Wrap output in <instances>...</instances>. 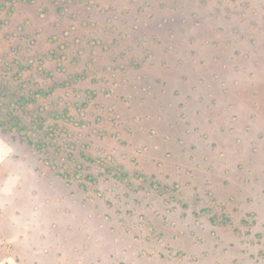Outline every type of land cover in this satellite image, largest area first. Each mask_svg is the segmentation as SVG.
Masks as SVG:
<instances>
[{
    "label": "rangeland",
    "instance_id": "374dc122",
    "mask_svg": "<svg viewBox=\"0 0 264 264\" xmlns=\"http://www.w3.org/2000/svg\"><path fill=\"white\" fill-rule=\"evenodd\" d=\"M0 264H264V0H0Z\"/></svg>",
    "mask_w": 264,
    "mask_h": 264
}]
</instances>
